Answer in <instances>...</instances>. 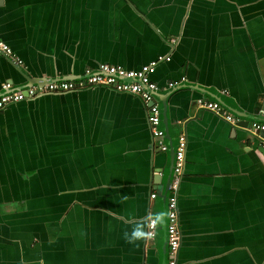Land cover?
<instances>
[{
    "label": "crops",
    "instance_id": "crops-1",
    "mask_svg": "<svg viewBox=\"0 0 264 264\" xmlns=\"http://www.w3.org/2000/svg\"><path fill=\"white\" fill-rule=\"evenodd\" d=\"M0 40L23 61L0 52V93L171 57L151 74L162 138L140 96L102 87L0 111V264H167V224L136 245L123 233L167 210L183 134L178 264H264V154L247 130L264 122V0H0Z\"/></svg>",
    "mask_w": 264,
    "mask_h": 264
},
{
    "label": "built area",
    "instance_id": "built-area-1",
    "mask_svg": "<svg viewBox=\"0 0 264 264\" xmlns=\"http://www.w3.org/2000/svg\"><path fill=\"white\" fill-rule=\"evenodd\" d=\"M171 43L175 44L176 40H171ZM0 52L16 64L23 65V61L1 40ZM169 61H171L170 56L159 57L158 60L144 65L137 70H128L119 65L101 64L97 69L88 68L79 78L51 82L41 88H15L11 84H4L2 86V93L0 94V111L4 110L9 105L34 99L44 94L68 93L88 87H105L120 93H129L140 96L146 107H148V119L152 134L156 138H162L165 132L160 129L161 110L158 105L151 104L154 99L153 93L158 90V85L151 80V74L161 62ZM182 81L185 82V79H182ZM178 84V81L171 82L169 83V87L174 88ZM197 105L201 109L213 112L228 123L236 124L234 114L224 108L219 102L198 99ZM247 130L250 134L261 139L260 146L264 149V122L254 120L247 127ZM187 144L188 141L186 135H181L176 149L173 177L170 184V194L167 205V211L171 214L166 226V239L169 254V261L167 264H177L176 257L182 241L178 193L184 175ZM162 150H166V148L162 146ZM155 197L156 195L153 194L151 198L154 199ZM157 228L155 229V236Z\"/></svg>",
    "mask_w": 264,
    "mask_h": 264
},
{
    "label": "clouds",
    "instance_id": "clouds-1",
    "mask_svg": "<svg viewBox=\"0 0 264 264\" xmlns=\"http://www.w3.org/2000/svg\"><path fill=\"white\" fill-rule=\"evenodd\" d=\"M170 215L167 210L153 214L147 223H136L130 231H125L123 239L131 245H136L139 241L153 239L157 226H166Z\"/></svg>",
    "mask_w": 264,
    "mask_h": 264
},
{
    "label": "water",
    "instance_id": "water-1",
    "mask_svg": "<svg viewBox=\"0 0 264 264\" xmlns=\"http://www.w3.org/2000/svg\"><path fill=\"white\" fill-rule=\"evenodd\" d=\"M159 57H166V56L160 55V56H158L155 60H158ZM7 59L10 60L9 58H7ZM155 60H153V61H155ZM10 61H12V60H10ZM153 61H151V62H153ZM151 62H150V63H151ZM101 64H109V63H99L94 69H97V68L99 67V65H101ZM148 64H149V63H148ZM111 65H112V64H111ZM119 66H121V65H119ZM122 67H123V66H122ZM142 67H143V66H142ZM87 69H88V68H87ZM87 69H85V71H86ZM85 71H84V73H85ZM84 73H83V74H84ZM83 74H82V75H83ZM82 75H81V76H82ZM76 78H79V77H74V78H69V79H57V80H51V81H49L48 83L55 82V81L73 80V79H76ZM30 81H31V80H30ZM30 81H29V83H31ZM48 83H47V84H48ZM4 84H11L12 86H14L12 83H9V82H6V83H4ZM4 84H3V85H4ZM36 84L39 86L38 88H41L39 81L36 82ZM168 85H169V84H168ZM28 87H34V84H29ZM102 88H105V87H102ZM106 89L111 90V91L116 92V93H120V92H117V91H115V90H113V89H109V88H106ZM0 94H1V93H0ZM60 94H63V93L44 94V95L38 96V97H36V98H34V99L41 98V97L46 96V95H60ZM120 94H129V93H120ZM153 94H154V96H156V95H157V92H154ZM130 95H133V94H130ZM220 102H221L220 104H221L224 108L228 109V107L226 106V104H225L223 101H220ZM16 104H17V103H16ZM151 104H154V101H153V103H151ZM12 105H13V104H12ZM167 110H168V107H166V106L164 105V107H163V116H166V112H167ZM231 113H232V112H231ZM148 124H149V126H150L149 119H148ZM150 130H151V126H150ZM166 133H169V130H168L167 124H166ZM187 148H188V146H187ZM261 152L264 154V150H263V149H261ZM175 154H176V151L173 150L172 156H175ZM154 179H156V178L154 177ZM170 184H171V180L169 179V181H168V185H167V186H169V187L167 188L168 191H169V189H170ZM167 190H166V194L164 195V198L167 197V192H168ZM179 197H180V190H179V193H178V200H179ZM179 214H180V210H179ZM164 228H166V227H164ZM166 241H167V239H166ZM178 254H179V252H178ZM178 254H177V257H176L177 264H178Z\"/></svg>",
    "mask_w": 264,
    "mask_h": 264
}]
</instances>
